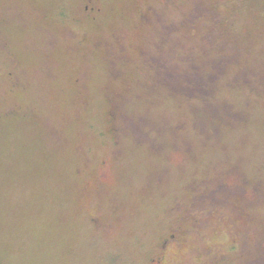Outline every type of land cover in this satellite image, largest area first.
Returning <instances> with one entry per match:
<instances>
[{
	"label": "rangeland",
	"instance_id": "rangeland-1",
	"mask_svg": "<svg viewBox=\"0 0 264 264\" xmlns=\"http://www.w3.org/2000/svg\"><path fill=\"white\" fill-rule=\"evenodd\" d=\"M0 264H264V0H0Z\"/></svg>",
	"mask_w": 264,
	"mask_h": 264
},
{
	"label": "trees",
	"instance_id": "trees-1",
	"mask_svg": "<svg viewBox=\"0 0 264 264\" xmlns=\"http://www.w3.org/2000/svg\"><path fill=\"white\" fill-rule=\"evenodd\" d=\"M174 86H175V87H178V86H176V84H175ZM182 87H183L182 89L185 91V89H184L185 87L190 88L191 86H190L189 84H187V83H183V84H182ZM202 97H205V94H202V93H201V96H200L199 98H202ZM199 98H198V99H199Z\"/></svg>",
	"mask_w": 264,
	"mask_h": 264
}]
</instances>
